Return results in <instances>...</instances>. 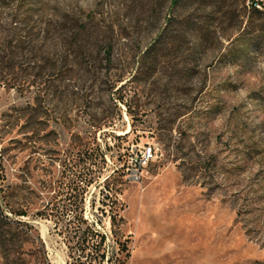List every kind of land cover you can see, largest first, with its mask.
Wrapping results in <instances>:
<instances>
[{"label": "rangeland", "instance_id": "obj_1", "mask_svg": "<svg viewBox=\"0 0 264 264\" xmlns=\"http://www.w3.org/2000/svg\"><path fill=\"white\" fill-rule=\"evenodd\" d=\"M263 18L264 0H0V264H97L60 216L82 143L106 163L82 172L101 264H264Z\"/></svg>", "mask_w": 264, "mask_h": 264}, {"label": "trees", "instance_id": "obj_2", "mask_svg": "<svg viewBox=\"0 0 264 264\" xmlns=\"http://www.w3.org/2000/svg\"><path fill=\"white\" fill-rule=\"evenodd\" d=\"M174 4H177V1H175ZM259 6H261L260 3H253L251 9L254 12H257L259 17H261L260 15L262 14L259 11ZM110 55L111 52L109 51L108 58H110ZM96 151L98 152V150L90 148V144L82 143L78 153L79 160L77 164H75V167L77 169L81 168V171L85 172L88 170V166L92 167L94 165V161L97 159H101V164L105 165L104 155L99 153L97 154ZM66 172H69L70 174L65 177L64 182L61 183L60 187V196L62 197L61 202L63 203L60 216H68V222L64 228L68 236L69 253H79V260L86 258V261L90 259V256L93 253H96L97 256L95 261L97 264H101V262L105 259V255L102 253H106L104 250L105 238L99 235V233H97L91 225H89L84 214L86 195L93 181H87L85 177L83 178L82 172L79 175L71 173L70 170H65V173ZM116 201L117 198L115 197V202ZM39 215L42 217L48 216L46 215V212L39 213ZM117 216L119 215L116 214L111 217L112 224L116 222ZM0 218L3 222L7 223L9 221V218L4 216L3 213L0 214ZM7 224L10 225V223ZM4 235V233L0 235V243L2 242V246L4 244L5 247V243H3Z\"/></svg>", "mask_w": 264, "mask_h": 264}, {"label": "built area", "instance_id": "obj_3", "mask_svg": "<svg viewBox=\"0 0 264 264\" xmlns=\"http://www.w3.org/2000/svg\"><path fill=\"white\" fill-rule=\"evenodd\" d=\"M158 160V149L155 146L143 147L139 156L131 159L126 171L129 180L133 183H140L143 173L147 167Z\"/></svg>", "mask_w": 264, "mask_h": 264}]
</instances>
